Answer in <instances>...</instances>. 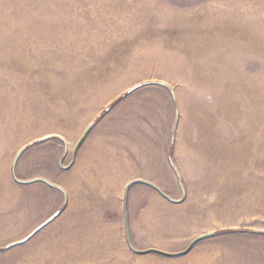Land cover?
Here are the masks:
<instances>
[{"label": "rangeland", "instance_id": "rangeland-1", "mask_svg": "<svg viewBox=\"0 0 264 264\" xmlns=\"http://www.w3.org/2000/svg\"><path fill=\"white\" fill-rule=\"evenodd\" d=\"M0 264H264V0H0Z\"/></svg>", "mask_w": 264, "mask_h": 264}, {"label": "water", "instance_id": "water-1", "mask_svg": "<svg viewBox=\"0 0 264 264\" xmlns=\"http://www.w3.org/2000/svg\"><path fill=\"white\" fill-rule=\"evenodd\" d=\"M162 86L167 87L164 84H162ZM93 126H94V123L90 124V126H88V128L85 130V132L83 133V135L81 136V138L79 139V141L77 142V144H76V146H75V148L73 150V156L76 154L78 148L81 146V144L83 143L84 139L86 138V136L88 135L90 130L93 128ZM46 139H49V138H44V139H41L39 141L42 142V141H45ZM23 151H24V148L17 154V156H16V158L14 160L13 168H12V178H13V180L19 185H31V184H34V183H37V182L43 183V184H45L46 186H48L50 188H55V189L59 190L63 194L64 198H66V195H65V193L63 191H61L58 187L54 186L53 184L49 183L46 180L34 179V180H30V181H21V180L16 179V177L14 175V168H15L16 163H17V161H18V159H19V157H20V155L22 154ZM170 166H171L174 174L176 175L177 179L180 181V175H179L177 169L175 168V166L172 163H170ZM136 184L145 185V186H148V187L154 189L161 197H163L164 199H166L167 201H169L171 203L178 204V203L182 202V200L175 201V200L170 199L168 196H166L164 193H162L161 190L157 186H155V185H153V184H151L149 182L140 181V180L139 181H134V182H131L126 187V190H125V193H124L123 211H124V215H125V220H126V200H127V196H128V191L133 185H136ZM56 216L57 215H55L53 218H50L42 227H44L47 224H49ZM125 227H126V232H127L126 221H125ZM210 237H212V234L203 235V236L195 239L184 252L179 253V254H169V253L161 252V251H158V250H148L146 252H138V253H142V254L155 253V254H159V255L165 256V257H177V256H181V255H184L187 252H189L196 243H198V242H200V241H202L204 239L210 238ZM127 242H128V246L131 248L130 241L128 239V233H127Z\"/></svg>", "mask_w": 264, "mask_h": 264}, {"label": "crops", "instance_id": "crops-1", "mask_svg": "<svg viewBox=\"0 0 264 264\" xmlns=\"http://www.w3.org/2000/svg\"><path fill=\"white\" fill-rule=\"evenodd\" d=\"M34 184H35V183H34ZM47 187H48V186H47ZM49 188H50V187H49ZM22 193H23V192H22ZM42 194H43V195H41L42 198H49V197H50L47 193H45V192H43V191H42Z\"/></svg>", "mask_w": 264, "mask_h": 264}]
</instances>
